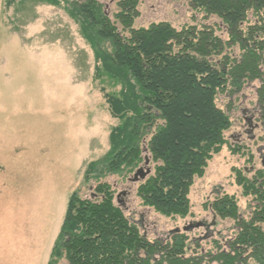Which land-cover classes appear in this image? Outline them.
Returning a JSON list of instances; mask_svg holds the SVG:
<instances>
[{
  "label": "trees",
  "instance_id": "16d2710c",
  "mask_svg": "<svg viewBox=\"0 0 264 264\" xmlns=\"http://www.w3.org/2000/svg\"><path fill=\"white\" fill-rule=\"evenodd\" d=\"M40 1L65 4L94 52L95 78L120 87L114 92L102 88L118 124L110 132L109 151L86 167L85 179L99 181L96 193L70 196L49 264L61 259L66 264L203 263L187 256L184 232L169 241L146 238L115 202L112 185L102 180L134 174L148 158L154 167L149 163L150 174L138 182L142 204L167 217L189 214L194 180L222 150L231 126L230 116L217 104L219 92L227 87L238 92L246 81H261L258 119L264 121V0H183L221 20L229 43L242 50L240 59L232 60L226 55L214 59L226 42L211 27L178 29L168 21L134 27L140 0H119L114 14L100 0ZM239 184L254 196V209L246 220L238 216L234 197L224 195L212 203L216 217L235 218L237 233L210 261L264 264V173L241 178Z\"/></svg>",
  "mask_w": 264,
  "mask_h": 264
},
{
  "label": "rangeland",
  "instance_id": "374dc122",
  "mask_svg": "<svg viewBox=\"0 0 264 264\" xmlns=\"http://www.w3.org/2000/svg\"><path fill=\"white\" fill-rule=\"evenodd\" d=\"M100 1L110 14L117 11L119 0ZM159 21L178 29L211 27L226 42L214 59L241 57L240 44L229 43L221 20L187 1L140 0L134 27ZM95 67L94 52L65 4L0 0V264H49L70 196L76 191L83 198L96 193L99 181L85 179L86 167L109 151V135L118 124L102 88L114 92L120 87L95 78ZM261 67L264 71V62ZM260 88L261 81L254 80L238 92L228 87L219 92L217 104L231 118L227 142L205 174L195 178L186 217H167L144 206L137 196L138 183L129 181L133 172L103 178L112 185L115 202L146 238L169 241L170 232L180 228L187 237V256L217 264L210 255L236 236L237 221L218 214L214 218L212 203L224 195L234 197L238 216L250 219L254 196L246 194L239 181L264 173V153L259 151L264 127L250 126L258 114ZM150 164L153 169V161ZM194 221H206L209 231H183Z\"/></svg>",
  "mask_w": 264,
  "mask_h": 264
},
{
  "label": "water",
  "instance_id": "95a60500",
  "mask_svg": "<svg viewBox=\"0 0 264 264\" xmlns=\"http://www.w3.org/2000/svg\"><path fill=\"white\" fill-rule=\"evenodd\" d=\"M149 163H150L149 159L146 158L145 165L137 169L136 172L133 174V176L129 179V181L134 184L140 182L141 180H144L151 172ZM123 194L126 195L127 192H124ZM214 218H216V216ZM212 225H216V222L215 223L213 222ZM201 227H205L206 230H209L210 224H208L206 221H194L184 226L183 231H192L194 229ZM180 230H181L180 228H177L176 230L171 231L170 233L173 234L175 232H180Z\"/></svg>",
  "mask_w": 264,
  "mask_h": 264
},
{
  "label": "flooded vegetation",
  "instance_id": "af4514ba",
  "mask_svg": "<svg viewBox=\"0 0 264 264\" xmlns=\"http://www.w3.org/2000/svg\"><path fill=\"white\" fill-rule=\"evenodd\" d=\"M257 113L258 114H256V115H254V118H253V122H250V126L252 127V128H255V129H257V128H259L260 126L261 127H264V121H262V120H260V123L258 122V121H255V119L256 118H259L260 116H261V113H259L258 112V109H257ZM250 132V131H249ZM259 151L261 152V153H264V145L262 144L261 145V147L259 148ZM263 157V159H264V155L262 156ZM263 163V165H264V161L262 162ZM138 183V182H137ZM216 215L214 214V217H215ZM188 225V224H187ZM206 231H209V230H206ZM180 232H181V230H180ZM175 233H177V232H175ZM171 235H174V233L173 234H170V236Z\"/></svg>",
  "mask_w": 264,
  "mask_h": 264
},
{
  "label": "crops",
  "instance_id": "0c3cea01",
  "mask_svg": "<svg viewBox=\"0 0 264 264\" xmlns=\"http://www.w3.org/2000/svg\"><path fill=\"white\" fill-rule=\"evenodd\" d=\"M66 212V211H65Z\"/></svg>",
  "mask_w": 264,
  "mask_h": 264
}]
</instances>
